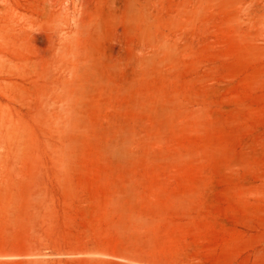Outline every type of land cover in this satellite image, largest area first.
Here are the masks:
<instances>
[{"label": "rangeland", "instance_id": "obj_1", "mask_svg": "<svg viewBox=\"0 0 264 264\" xmlns=\"http://www.w3.org/2000/svg\"><path fill=\"white\" fill-rule=\"evenodd\" d=\"M0 264H264V0H0Z\"/></svg>", "mask_w": 264, "mask_h": 264}]
</instances>
